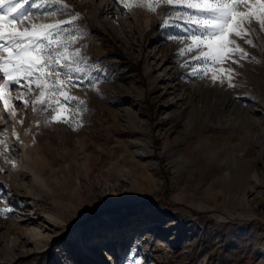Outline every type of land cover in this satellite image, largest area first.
Instances as JSON below:
<instances>
[{"label": "rangeland", "instance_id": "374dc122", "mask_svg": "<svg viewBox=\"0 0 264 264\" xmlns=\"http://www.w3.org/2000/svg\"><path fill=\"white\" fill-rule=\"evenodd\" d=\"M65 3L80 13L76 47L104 71L93 73L98 92L77 93L88 111L76 131L45 127L48 113L31 105L18 110V131H31L43 158L28 169L15 122L0 120L10 150L0 155V210L12 209L0 215V264H264V33L242 44L260 63L232 65L238 87L228 88L182 67L186 42L168 36L188 35L184 26L163 28L118 0ZM79 148L93 167L77 188ZM113 164L125 180L112 191ZM134 185L146 196L132 202ZM35 230L48 247L35 250Z\"/></svg>", "mask_w": 264, "mask_h": 264}, {"label": "snow or ice", "instance_id": "6c2138e0", "mask_svg": "<svg viewBox=\"0 0 264 264\" xmlns=\"http://www.w3.org/2000/svg\"><path fill=\"white\" fill-rule=\"evenodd\" d=\"M118 2L128 11L135 7L160 16L163 28L184 26L188 35H170L168 40L186 42L179 55L187 57L182 67L190 68L188 75L195 79L236 88L238 73L232 65L260 63L242 44L256 47L253 36L257 29L264 33V0ZM79 19L80 13L65 0H0V105L5 113L0 120L23 126L18 110L31 105L33 113H48L45 127L54 123L74 131L83 127L88 107L77 93L85 88L98 92L101 81L93 73L104 70L89 62L82 46L76 47L84 38ZM13 91L18 95L12 96ZM13 134L19 140L15 130ZM0 147V155L10 151L6 139H0ZM11 211L6 207L0 215L7 218Z\"/></svg>", "mask_w": 264, "mask_h": 264}, {"label": "bare ground", "instance_id": "6f19581e", "mask_svg": "<svg viewBox=\"0 0 264 264\" xmlns=\"http://www.w3.org/2000/svg\"><path fill=\"white\" fill-rule=\"evenodd\" d=\"M151 18L150 17H145V22H144V27H148L151 23ZM143 32V31H142ZM254 112V111H253ZM246 113H248L249 116H251V118H253L255 115L253 113L249 114V111H246ZM14 130L15 133L19 135V140L18 142L20 143V145L22 146V150H23V154H24V159H25V163H24V168L28 169V163L30 161L33 160H38V161H42V157L39 155L38 152V148L37 145L35 144V140L33 138V135L31 133V131L29 129H27V131H25L24 133H20L18 131V124H15L14 126ZM15 136V135H14ZM16 137V136H15ZM203 149V148H202ZM82 149H76L74 151H72L71 153V160H72V164L71 166L76 169V178H75V186L78 188V180L79 179H83V180H89L91 174H92V167L93 165H91V159L90 156L86 155L85 153H83L81 151ZM114 165V164H113ZM69 166H66L64 169L65 170H69ZM114 181L113 183H105V186H109L111 188V190H115L117 187L121 186L122 182L125 180V177L123 175L122 170H118L116 165H114ZM68 175L65 177V179L70 180L72 177L69 173H67ZM33 178L36 182H38V177L35 176L33 174ZM136 183V182H135ZM134 194L133 197L130 198V200L132 202H135L138 199L143 198L144 196H146V194L142 193V191L140 190V188L138 187V185H134ZM32 192V191H31ZM30 192V193H31ZM114 203L117 202L116 200H112ZM113 203V204H114ZM47 218L52 222V223H57V218L54 217L53 215L47 213ZM33 236L38 238V242L35 244V250H42L46 247L49 246L50 241L49 236L43 234L41 231H37L35 230L33 232ZM86 250V248H85ZM103 252L104 251H100L98 254L94 253V252H90V254L95 255L97 257V255H100V259H103ZM108 257V255H106ZM99 257V256H98Z\"/></svg>", "mask_w": 264, "mask_h": 264}]
</instances>
